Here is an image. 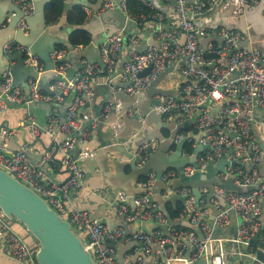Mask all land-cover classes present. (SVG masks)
I'll return each mask as SVG.
<instances>
[{"label": "built area", "instance_id": "1", "mask_svg": "<svg viewBox=\"0 0 264 264\" xmlns=\"http://www.w3.org/2000/svg\"><path fill=\"white\" fill-rule=\"evenodd\" d=\"M15 1L22 12L16 28L27 32V17L34 12V2ZM140 1L150 9L148 12L132 14L127 0H103L97 11L101 13L105 9L119 7L138 25L149 19L154 20L152 38L155 42L139 49L135 47L138 37H133L122 62L120 54L124 48V37L119 29L101 43L100 59L96 61L82 57L74 64L68 59L65 48H56L51 53L55 77L46 88L40 87L38 80L32 77L28 79L26 87L19 85L15 82L11 68L1 73L0 111H5L10 104L62 102L68 96H71V101L63 118L55 114L49 115L43 126L33 115H28L24 124L30 129L31 136L36 138L44 132L51 137L53 143L50 149L42 151L36 162L31 161L27 141H23L11 156L7 155L6 143L9 137L16 135V130L7 126L0 127L3 138V145H0V167L32 187L61 215L69 219L77 227L99 264H117L112 255L114 247L109 243L128 239L137 240V252L141 250L147 255L152 252L153 244L158 245L156 256L150 264H190L202 256L210 258L211 264H231L226 260L228 251L224 247V239L215 236L216 229L227 224L230 212L240 215L232 240L242 244H251L257 240L258 250L264 253V53L256 47L242 45L248 36L244 29L197 25V20L210 7L231 8L233 15H240L248 5L260 0H165L175 7L177 22L173 26L166 25V12L151 0ZM205 37L208 40L203 46L201 40ZM3 52L8 56L20 52L25 65L32 66L38 72L44 70V63L39 57L14 38L4 42ZM150 65L151 68L145 75H138ZM167 68L168 74L178 70L186 79L177 86L178 94H158L160 102L152 104L151 109L161 113L166 121L175 112H181L184 119H193L194 129L205 132L202 141H209L208 148L198 155L196 162L184 165V173L191 175L196 171H206L210 162L215 164L224 156L229 163L217 176L222 180L232 176L235 184L253 186L251 190L238 192L226 190L221 184L214 183V195L209 198L208 188L201 186L198 199L190 185L170 186L171 192L184 198L183 211L186 217L192 223L199 221L203 239L191 228L176 226H170L169 235L160 228H139L130 234L125 225L111 227L103 220L91 216L86 209L69 203L71 190L82 185V162L94 154L86 146L91 138L92 128H82V119L87 114L79 117L86 97L93 94L94 75L104 72L110 82L113 81V76H119L126 82L119 89L128 95H134L147 90L152 81ZM136 111L132 107L125 108L120 98L107 101L102 106L103 116L107 117L111 113L116 115V119L112 121L116 130L124 127L122 113L133 116ZM182 138L183 134L176 137L177 140ZM192 139L194 140L190 137L189 141ZM193 146L195 147L194 143ZM149 147L155 149L156 143L150 141L134 151L140 164L146 161ZM56 152L62 154L63 165L69 171L63 182L47 180L45 175V168L56 156ZM234 159H237V163L233 166L231 161ZM178 175L176 168H166L159 179L170 184V180ZM155 178L156 173L151 172L148 182ZM219 196L224 198L226 205H222ZM207 201L217 208V213L210 220L201 219L202 216L211 214V208L206 206ZM134 203V210L122 200L117 205V213L126 223L149 218L160 223L167 221L150 195L139 194L135 196ZM212 242L215 244L211 247V253H208L207 246ZM188 245L193 247L191 257L184 255ZM36 250L15 229L12 220L5 216L0 207V252L26 264H38ZM160 252L163 257L159 256ZM132 256L133 253L124 254V259L129 260ZM251 264H264V261L254 256Z\"/></svg>", "mask_w": 264, "mask_h": 264}, {"label": "crops", "instance_id": "2", "mask_svg": "<svg viewBox=\"0 0 264 264\" xmlns=\"http://www.w3.org/2000/svg\"><path fill=\"white\" fill-rule=\"evenodd\" d=\"M50 1L48 3H50ZM151 1L158 8L166 12V25L173 26L176 24L177 14L173 3L166 2L165 0ZM187 1L192 2L193 0ZM102 2L103 0H63L61 15L53 21L48 20L47 3L45 6L46 28L44 30L46 33V42L68 41L71 44L70 47H68V45L58 43L56 48H65L68 59H70V61L74 64H77L82 57L88 58L92 61L99 60L101 43L108 35L119 29H121L124 37V48L120 54V62L126 58V49L130 45L133 37H138V42L135 43V47L139 49L144 48L148 43L155 42L152 38L154 20L149 19L145 23L138 25L133 20H130L128 15L119 7L111 9L108 8L103 10L101 13H97L102 5ZM76 4H80L84 9V13H86V16L81 24L75 23L68 18L69 14H73L74 16L77 15L74 8V5ZM17 7L18 5L15 0H0V75L3 72L2 70L8 65V62L10 67L15 66L18 62V53L8 56L3 52L4 42L13 38L11 35L12 31L10 27L7 26V23L10 21V17L14 15L12 10ZM197 25L200 27L218 26L244 29L248 33V36L242 42V45L244 47H256L264 53V0L248 5L240 15H233L231 8L224 9L221 6L210 7L208 8L206 14L197 20ZM78 27H81L88 32L90 37L88 43L83 45H76L72 43V32ZM41 61L44 63V70L41 72H38L35 69H28L25 64L23 65L24 67L20 66L18 74L16 77L14 76L15 82L26 87L28 79L32 77L38 80L40 87L46 88L50 81L55 77V71L54 68L48 71L46 69L45 62L43 60ZM35 72L38 74L36 77L32 75ZM40 75H42L41 78ZM169 75L170 77L167 78H178V80L181 81L186 79V77L179 73L178 70L169 73ZM163 79L164 78H162V80ZM125 84L126 82L119 76H113V81H108L104 72H98L93 77V94L86 97L85 104L80 108L79 117L83 116L84 113L87 114V117L82 119V128L91 127L92 135L86 146L90 150L97 152V156L95 155L96 158H94V164L90 165V163L86 164L85 162H82V168H84L82 185L79 188L71 190L69 203L75 207L86 209L91 216L103 220L111 227L125 225L128 229V233L131 234L139 228L145 230H152L156 228L153 227V224L156 221L149 218L147 219L148 221L145 222L135 220L133 222L126 223L123 217L117 213L118 203L127 196L129 197L131 195V191L135 190L134 197L139 194H148L151 199L159 205V203L155 201L156 196L159 195L162 198H166L168 193L167 189H169L171 185L168 184V188H166L165 183H163L161 179L160 181H155L154 179L153 181L145 182L144 179L141 178L140 181L135 183V181H132L133 174L131 173L132 168L130 165H125L121 172L118 171L114 165L112 159L119 153L108 154L102 151L98 154V151H100L103 147L102 145L113 138L111 125L112 121L116 119V116L113 115V113L107 117L102 115V106L104 103L120 98L124 102L125 108L132 107L133 109L140 110L137 105L138 99H140L145 106L149 107L150 102L158 98V94L148 95L143 92L134 94V96L128 95L127 98L125 96L123 97V93L126 92L119 89V86ZM177 86L178 84L172 83L169 87L161 85L159 88H172L175 89L176 94H178L179 90ZM70 101L71 96L66 97L62 102L33 101L29 104H10L5 111H0V127L7 126L16 130V135L9 137L5 146V151L13 152L23 141H27L29 144L28 151L31 161L36 162L42 151L49 149L50 144L53 143L51 137L44 132L38 136L39 138H33L31 136L30 129L24 124L28 115H33L40 125L43 126L47 122L49 115L55 114L59 115L60 118H63L65 116L66 107ZM177 113L179 112H175L174 114ZM182 121H186V119L180 116L177 119V122ZM101 123L104 125L99 126ZM130 124L133 125L134 122L130 121ZM185 124V126H187V123ZM145 127L151 129L155 127V124L152 123L151 125H147ZM181 129L182 127L179 128L177 136L179 134H183L182 139H185L184 143L189 141L190 137H193V143L196 146L198 140H196L194 136L190 135L191 130L182 131ZM194 132L197 133L198 130H194ZM170 133V129L166 127H163L160 130V134L165 139H169L167 140L168 154L176 151L177 145L181 140H177V136L175 138H171ZM132 135H136V132L132 131ZM203 141L201 140L202 143L206 142ZM152 142L156 143V147L158 146V143H160L158 140H152ZM0 145H3V138L1 135ZM79 148H82V145H79ZM187 154L189 153L183 146L181 155ZM107 155H109V159L107 158ZM61 156L62 154L60 152H56V159L54 157L46 166L45 175L47 180L53 179L58 182H63L68 177L69 171L66 166L63 165V162L61 164ZM119 158H122V160L127 162L129 161V159L123 155H119ZM104 159L106 160L105 163L108 166V171L103 168ZM144 187L147 188L144 190ZM210 215L211 214L207 215V217ZM239 221L240 215L235 212H230L227 224L223 227L217 228L215 232L218 237L224 239V247L228 251L226 256V260L228 262L231 264H251L254 256L261 259L258 254L259 250L257 246L253 244H242L232 240L235 236ZM12 224L15 229L21 232L30 241L31 245L36 248L37 240L25 228V226L16 219L12 220ZM169 230L170 226L168 228V231ZM133 240L135 239H128L124 242L122 240V243L126 244ZM137 246L138 245L133 242L131 245L132 248L126 250L124 254L128 255L129 253H133L134 255L135 251L137 252ZM113 249L116 252V247ZM192 253L193 247L192 245H188L184 253L185 257H191ZM132 258L133 256L129 259ZM143 262L144 258L140 256L133 262V264H142ZM0 264L26 263L18 261L7 254L0 252Z\"/></svg>", "mask_w": 264, "mask_h": 264}, {"label": "water", "instance_id": "3", "mask_svg": "<svg viewBox=\"0 0 264 264\" xmlns=\"http://www.w3.org/2000/svg\"><path fill=\"white\" fill-rule=\"evenodd\" d=\"M49 1L50 0H33L35 8L33 14L27 17V22L29 24V30L27 32H24L23 29L16 28V23L22 16V12L19 7L12 10L14 15L10 17V21L7 23V26H9L12 31V37L28 46L32 53L36 54L40 60H43L48 71L54 67L51 53L54 52L58 43L68 45V47L71 46L68 41H50L51 43H47L45 40V6ZM207 40L208 37L201 40L203 46H205ZM17 59L18 62L15 66L10 67L8 62V65L4 68L5 70L11 68L15 77L18 74L20 66L22 67L24 65L22 62V54L20 52H18ZM27 67L31 70L34 69L32 66ZM150 68L151 65L145 67L138 73V75H145ZM4 69L2 71H4ZM168 70L169 68L163 70L159 74L158 78L153 80L151 86L147 90L143 91V93H147L148 95L176 94L175 89H163L157 87L158 82L162 78L170 77L167 73ZM32 75L36 77L38 74L35 72ZM41 76L42 75H40V78ZM124 96L127 98L128 94L123 93V97ZM159 102L160 99L156 98L151 101L149 107H147L140 101V99H138L137 105L140 110H137L133 117H129L127 113L121 114L125 122L124 127L120 130H116V128L111 125L113 138L102 145L103 147L100 151H98V154L102 151L108 154L119 153L112 159L114 165L120 172L124 169L125 165H130L132 168L131 173L133 174L132 181H135V183L140 181L143 176L149 178L151 172L156 173L155 181H160L159 176L166 168H176L179 175L170 180V185L172 187L182 185L192 186L196 199L200 196L199 187L201 186H206L208 188V198L214 195V183L221 184L226 190H235L238 192H245L253 188L252 185L244 186L233 183L232 176L224 180L217 176V173L220 170H225V165L229 163L224 156L221 157L215 164L210 162L206 171H196L191 175H186L183 171L184 165L196 162L198 155L203 150L208 148L209 141L206 140L205 143L201 142L202 136L205 134L204 131H198L195 133L191 130L190 135L194 136L196 140H198L194 150L190 154L181 155L185 141V139H181L177 145L176 151L168 154L167 140L169 139H165L160 134L161 128L166 127L170 129V137L175 138L179 128H184L186 122H177V119L180 116H183L181 112L174 114L170 120L166 121L161 113H156L151 109L152 104ZM113 115L115 114L113 113ZM130 121L134 122V124L131 125ZM152 123L155 124L154 128L148 129L145 127L147 125H151ZM102 125L104 124L101 123L99 126ZM132 131H135L136 135H132ZM152 140H158L160 143H158V146L155 149L152 147L148 148L146 161L143 164H140L138 158L134 155V151L143 144H147ZM51 146L52 144H50L49 147ZM5 153L9 156L12 155L11 151H5ZM95 155L97 156V152L94 151V154L85 158L83 162L86 164L90 163V165L94 164V158H96ZM119 155H123L128 158L129 161L127 162L122 160V158L120 159ZM107 156L109 159V155ZM236 160L237 159L232 160L231 165L234 166L237 163ZM105 162L106 160L104 159L103 168L108 171V166ZM163 183H165L166 188H168V183L165 181H163ZM146 188L147 187H144V190ZM134 191L135 190H132L131 195L122 200L130 204L129 206H131V210H134L135 208ZM167 192L166 198H162L159 195L155 198V201L159 203L158 209L164 213L167 217V221L164 223L155 222L153 227L160 228L166 235H169V226L189 227L194 230L200 239H203L204 236L199 226V221L192 223L188 217L173 219L170 216V213L166 208V203L168 201H184V198L182 195H178L176 192H171L169 189H167ZM219 198L222 205H226L224 198L222 196H219ZM206 206H209L212 209V213L209 217H207V215L202 216L201 219L210 220L213 218V215L217 213V208L209 201H207ZM0 207L7 218L10 220L17 219L20 221L37 240L36 259L38 264H99L90 249L87 248L85 240L79 233L77 227L73 225L69 219L61 215L54 207H52L41 194L2 167H0ZM136 221L140 222L139 219ZM145 221L148 220H142V222ZM133 242L139 245L137 240L130 241L126 244L122 242L109 243L111 247H116V252L114 251L112 255L115 257L117 264H133L139 256L144 258V262L142 264L152 263L156 256V249L158 247L157 244L152 245V252L148 255L139 250L134 253L132 259H124L125 251L132 248L131 245ZM254 242L257 243L258 241L255 240ZM214 244L215 242H212L207 246L208 253H211V247H213ZM258 254L261 259L264 260V253L259 251ZM159 256L163 257V254L160 252ZM207 263L211 264V259H206V257L203 256L196 262L192 261L190 264Z\"/></svg>", "mask_w": 264, "mask_h": 264}, {"label": "trees", "instance_id": "4", "mask_svg": "<svg viewBox=\"0 0 264 264\" xmlns=\"http://www.w3.org/2000/svg\"><path fill=\"white\" fill-rule=\"evenodd\" d=\"M127 5L129 8V11L132 14L141 13V12H148L150 10L140 0H127ZM62 7H63V0H51L50 3H48V5H47L48 20L49 21L56 20L58 18V16L61 15ZM74 8H75L77 15L74 16L73 14H69L68 18L71 19L75 23L81 24L84 20V17L86 16V13H84V9L80 4L74 5ZM71 40H72L73 44L83 45V44H86L89 42L90 37H89V34L87 31H85L81 27H78L72 32ZM181 130L182 131H186V130H193L194 131L196 129L189 127V126H185ZM193 141H194L193 139L191 141H186L183 145L189 154L194 150ZM169 168H171V167H168L167 169H169ZM141 178L144 179L145 182H147L149 180L145 176H143ZM183 207H184V203H183V201H180V200H177L174 202L168 201L166 203V208H167L168 212L170 213V216L173 219H182V218L186 217V213H184ZM176 228L187 229L189 227L176 226ZM251 244L257 246V243H255L254 241H252ZM36 249H37V246H36Z\"/></svg>", "mask_w": 264, "mask_h": 264}, {"label": "rangeland", "instance_id": "5", "mask_svg": "<svg viewBox=\"0 0 264 264\" xmlns=\"http://www.w3.org/2000/svg\"><path fill=\"white\" fill-rule=\"evenodd\" d=\"M172 83H175V84H178L179 85V84L182 83V81L181 80H178V78H175V79L174 78H164L163 80H161L159 82L160 85L166 86V87H169ZM185 122L187 123V126L194 128L193 127V119L186 118V121Z\"/></svg>", "mask_w": 264, "mask_h": 264}]
</instances>
